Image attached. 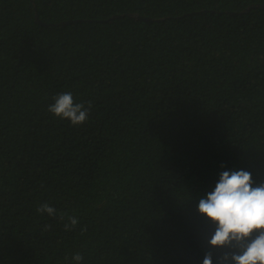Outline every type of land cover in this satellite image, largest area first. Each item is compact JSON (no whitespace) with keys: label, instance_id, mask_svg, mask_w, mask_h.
Returning a JSON list of instances; mask_svg holds the SVG:
<instances>
[{"label":"trees","instance_id":"16d2710c","mask_svg":"<svg viewBox=\"0 0 264 264\" xmlns=\"http://www.w3.org/2000/svg\"><path fill=\"white\" fill-rule=\"evenodd\" d=\"M241 169L264 183V0H0V264H203L199 200Z\"/></svg>","mask_w":264,"mask_h":264},{"label":"clouds","instance_id":"9594fccd","mask_svg":"<svg viewBox=\"0 0 264 264\" xmlns=\"http://www.w3.org/2000/svg\"><path fill=\"white\" fill-rule=\"evenodd\" d=\"M52 99L54 103L47 110L57 118L67 119L73 126H80L88 120L91 101L85 107L84 103L75 102L71 92L59 93ZM254 183L252 174L246 170L223 171L215 189L200 198L198 211L214 226L207 240L210 250L206 252L203 264H213L215 249H227L217 264H264V183L255 187ZM37 211L56 215V209L48 203ZM68 220L65 230L77 226L75 216L68 217ZM50 227L46 225L45 231ZM86 230L85 226L81 231ZM73 260L80 264L83 256L77 253Z\"/></svg>","mask_w":264,"mask_h":264},{"label":"water","instance_id":"95a60500","mask_svg":"<svg viewBox=\"0 0 264 264\" xmlns=\"http://www.w3.org/2000/svg\"><path fill=\"white\" fill-rule=\"evenodd\" d=\"M136 18H138L139 20H147V21H149L148 19H143V18H140V17H136ZM36 20H37V23H39V24H41V25H45L44 23H42V22H40V21L38 20V17H36ZM79 22H81V21H68V22H63V23H61L60 25H61L62 27H64V26L71 25V24H76V23H79ZM54 26H55V25H54Z\"/></svg>","mask_w":264,"mask_h":264}]
</instances>
